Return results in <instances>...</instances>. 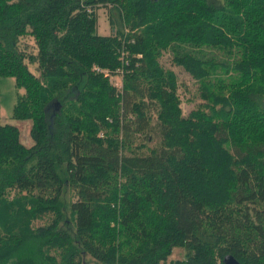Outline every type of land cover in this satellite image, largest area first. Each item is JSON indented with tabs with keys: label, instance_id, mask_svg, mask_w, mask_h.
<instances>
[{
	"label": "trees",
	"instance_id": "obj_1",
	"mask_svg": "<svg viewBox=\"0 0 264 264\" xmlns=\"http://www.w3.org/2000/svg\"><path fill=\"white\" fill-rule=\"evenodd\" d=\"M1 78L0 264H264V0H0Z\"/></svg>",
	"mask_w": 264,
	"mask_h": 264
},
{
	"label": "rangeland",
	"instance_id": "obj_2",
	"mask_svg": "<svg viewBox=\"0 0 264 264\" xmlns=\"http://www.w3.org/2000/svg\"><path fill=\"white\" fill-rule=\"evenodd\" d=\"M97 23L96 29L99 35L108 36L112 34V30L108 24V10L105 8H98L96 10ZM21 47L27 45L29 47L28 51L35 53L36 48L34 41L29 38H21ZM170 55L165 54L161 59L162 64L171 70H173L178 76L179 84V98L181 100V108L184 115H186L191 109L195 108L199 101L196 98V92L198 84L192 79L188 74L182 72L181 69L172 66L170 62ZM32 69V68H31ZM112 85L116 86L118 89L121 88L122 79L120 76L114 75L109 77ZM22 93V91H20ZM16 102V89L14 79L12 78H1L0 79V121L1 124L14 125L19 130V140L26 148H30L33 145L31 138L29 136V130L31 127L30 121L18 122L12 119L13 108ZM12 194V193H11ZM12 196V195H11ZM74 200V194L65 187L61 195V202L64 206V211H68L69 204ZM41 222H36L35 226L40 225ZM184 251L181 249H175L168 259L169 261L182 260L184 259Z\"/></svg>",
	"mask_w": 264,
	"mask_h": 264
},
{
	"label": "water",
	"instance_id": "obj_3",
	"mask_svg": "<svg viewBox=\"0 0 264 264\" xmlns=\"http://www.w3.org/2000/svg\"><path fill=\"white\" fill-rule=\"evenodd\" d=\"M224 264H239L235 259L230 256H227L223 260Z\"/></svg>",
	"mask_w": 264,
	"mask_h": 264
}]
</instances>
